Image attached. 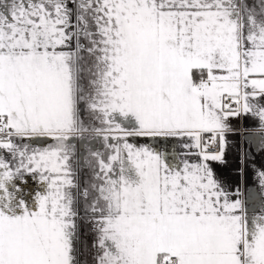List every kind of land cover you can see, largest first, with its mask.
<instances>
[{
    "label": "snow or ice",
    "instance_id": "obj_1",
    "mask_svg": "<svg viewBox=\"0 0 264 264\" xmlns=\"http://www.w3.org/2000/svg\"><path fill=\"white\" fill-rule=\"evenodd\" d=\"M0 264H264V0H0Z\"/></svg>",
    "mask_w": 264,
    "mask_h": 264
}]
</instances>
